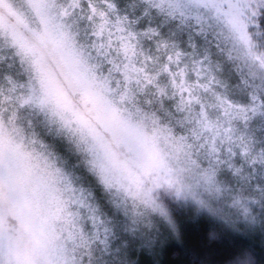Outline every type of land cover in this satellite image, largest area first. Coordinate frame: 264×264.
<instances>
[{
	"label": "rangeland",
	"instance_id": "374dc122",
	"mask_svg": "<svg viewBox=\"0 0 264 264\" xmlns=\"http://www.w3.org/2000/svg\"><path fill=\"white\" fill-rule=\"evenodd\" d=\"M237 3L0 0V89L5 97L0 104V264H106L95 205L81 194L79 181L89 172L105 185L109 206L127 208L145 230L149 219L155 226L159 217L137 185L167 176L181 185L192 214L207 205L220 210L222 223L239 230L259 222L264 215L260 47L255 41L229 43L227 57L241 68L220 72L229 76L231 94H236L240 71L251 78L245 99L231 101L225 86L213 88V71L169 55L163 40L159 50L155 41L151 49L147 43L157 31H179L180 18L190 15L207 14L231 35ZM9 71L17 91L23 76L54 103L78 105L85 120L95 118L94 99L111 89L144 94L149 113L160 109L166 117L152 158L131 169L107 134L93 150L56 141L53 151L54 133L42 118L32 111L15 116L16 92L9 93L12 85L5 78ZM161 100L167 101L163 109ZM142 126L152 133L150 114ZM42 134L50 136L47 149ZM224 175L237 179L230 182Z\"/></svg>",
	"mask_w": 264,
	"mask_h": 264
},
{
	"label": "snow or ice",
	"instance_id": "6c2138e0",
	"mask_svg": "<svg viewBox=\"0 0 264 264\" xmlns=\"http://www.w3.org/2000/svg\"><path fill=\"white\" fill-rule=\"evenodd\" d=\"M180 25L179 31H157L147 41L150 49L155 41L159 50L158 45L163 40L169 55L175 53L181 61L217 71L226 50H230V42L239 40L247 44L255 41L258 47L264 48V0H238L231 35H227L226 30L207 14L181 17ZM5 78L12 85L9 93L16 92L15 116L19 118L32 111L42 118L49 133H54L53 151L56 141L75 142L93 150L107 134L111 147L125 154L131 169L142 168L152 158L155 137L162 134L166 117L160 109L149 113L139 95L119 88L100 94L93 101L95 118L85 120L78 105L54 103L43 89H37L23 76L19 82L20 91L13 84L10 71ZM4 99V90L0 89V104ZM7 99L11 100L12 96L9 94ZM261 100L264 102V97ZM166 104L167 101L161 100L160 108ZM146 114L154 120L151 134L146 133L142 126ZM41 144L49 148L46 138L41 140ZM79 182L81 194L89 206L95 205V213L99 217L104 233L102 243L105 245L106 264H264V215L258 223L239 230L218 219L219 209L204 205L192 214L181 185L171 176L157 177L153 184L137 185L144 202L159 217L155 226L149 219L145 230L141 219L130 214L127 208L114 210L109 206L105 185L90 172ZM182 196L185 199L182 200ZM209 224L216 226L210 237L205 236ZM257 238L259 250L252 242Z\"/></svg>",
	"mask_w": 264,
	"mask_h": 264
},
{
	"label": "trees",
	"instance_id": "16d2710c",
	"mask_svg": "<svg viewBox=\"0 0 264 264\" xmlns=\"http://www.w3.org/2000/svg\"><path fill=\"white\" fill-rule=\"evenodd\" d=\"M260 50L262 52V57L264 59V48H260ZM227 56L228 55L226 54V56L224 58H222L221 64H220L218 70L217 71H213L214 74L210 75V76L213 77L212 79H210V82L212 83V86H213V88L216 91L219 90V89H222L225 86L227 94H229L230 97L232 98V99L229 98V100H231V101H233V100L240 101V100L245 99V97H246L247 93H246L245 90L248 89V86L246 85V83H247V79L249 77H248V75L243 73V71H240L239 72L240 74L238 73L239 74V78H238V80L236 82V85H237L236 94L235 95L231 94L230 89H229L230 86L228 85L229 76L220 74V72L224 71V70H231L232 71L233 69H237V68L241 69V68H240V66L235 65V63L232 60L230 61V59ZM250 79L251 78H249V80ZM248 83H249V81H248ZM139 96H140L141 101L144 102L145 99H144V101L142 99L144 94H140ZM261 97H264V93L260 92V98ZM45 138L47 139L48 143L51 142L50 136H48V135L42 134L41 137H40V139H45ZM74 174H80V173H74ZM224 179H230V182H233L234 180L237 179V177L224 175ZM215 228H216V226L209 224L208 225V232L205 233V236H209L210 237L212 231ZM252 242L256 245L257 250H259L260 242L257 241V240L256 241H252ZM258 255H259V251H258Z\"/></svg>",
	"mask_w": 264,
	"mask_h": 264
}]
</instances>
